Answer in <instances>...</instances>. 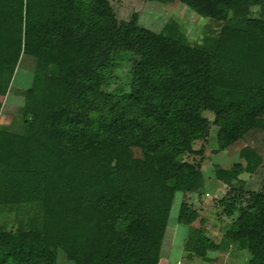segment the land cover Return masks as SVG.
Wrapping results in <instances>:
<instances>
[{"label": "trees", "instance_id": "1", "mask_svg": "<svg viewBox=\"0 0 264 264\" xmlns=\"http://www.w3.org/2000/svg\"><path fill=\"white\" fill-rule=\"evenodd\" d=\"M176 1L217 31L192 43L163 24L157 81L105 91L121 34L110 0H0V97L23 99L0 126V214L39 211L29 230L0 222V264H58L65 250L77 264H159L175 194L198 190L200 166L184 160L202 153L194 142L213 125L218 154L264 131V0ZM29 62L32 85L15 89ZM238 157L215 166L202 192L229 188L223 241L249 254L245 264H264V180L252 191L240 178L261 170L264 179V164L248 146ZM197 218L183 198L177 222ZM195 238L203 253L219 249L205 230Z\"/></svg>", "mask_w": 264, "mask_h": 264}, {"label": "rangeland", "instance_id": "2", "mask_svg": "<svg viewBox=\"0 0 264 264\" xmlns=\"http://www.w3.org/2000/svg\"><path fill=\"white\" fill-rule=\"evenodd\" d=\"M110 2L119 19L121 34L117 51L113 56L112 68L105 82V91H126L131 80L150 83L157 81L164 54V39L160 35L163 24L176 23L192 43H199L206 29L210 28L216 32L219 28L176 0H110ZM134 17L137 18L136 22H133ZM31 65L29 62L18 68L13 80L15 89L25 90L32 85ZM132 68L133 73L129 74ZM11 93L15 94L14 90H11ZM13 94L8 105L5 97L0 98V126H9L18 117L19 105L23 99ZM205 115L209 121L213 120L211 113ZM217 131V127L212 125L206 140L194 142L193 149L202 150L201 154L195 153L184 157L188 163L200 166L199 173L192 181L198 190L185 193V196L180 192L175 194L159 264H245L250 258L246 252L231 250L223 241V234L234 218L226 217L220 205L229 188L219 183L214 194L211 191L204 194L202 187L204 180L210 182L215 166L228 169L239 162V151L246 146L259 154L264 164V131L253 130L244 139L218 154ZM240 178L246 184V189L252 191L260 190L264 180L261 170L253 175L243 174ZM210 185L207 184L208 187ZM183 198L198 211V218L190 226L177 222ZM38 219L37 206L14 207L0 214V222L4 221L9 229L12 226H20L29 230L32 225L37 226ZM198 229L207 231L210 239L219 244V249L201 252L195 238ZM64 255L65 258L62 253L59 255L58 264H77L72 251L65 250ZM205 258L215 261L207 262Z\"/></svg>", "mask_w": 264, "mask_h": 264}, {"label": "crops", "instance_id": "3", "mask_svg": "<svg viewBox=\"0 0 264 264\" xmlns=\"http://www.w3.org/2000/svg\"><path fill=\"white\" fill-rule=\"evenodd\" d=\"M205 260V259H204ZM212 260H214L215 261V259H212ZM205 261H207V262H210L209 260H205ZM212 262V261H211ZM160 263V262H159Z\"/></svg>", "mask_w": 264, "mask_h": 264}, {"label": "water", "instance_id": "4", "mask_svg": "<svg viewBox=\"0 0 264 264\" xmlns=\"http://www.w3.org/2000/svg\"><path fill=\"white\" fill-rule=\"evenodd\" d=\"M0 98H4V97H0Z\"/></svg>", "mask_w": 264, "mask_h": 264}]
</instances>
